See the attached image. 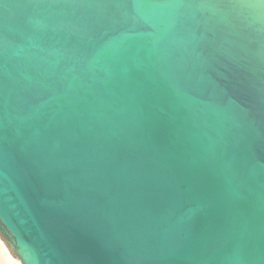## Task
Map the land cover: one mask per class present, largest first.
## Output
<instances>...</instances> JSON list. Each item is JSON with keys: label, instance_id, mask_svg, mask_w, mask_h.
<instances>
[{"label": "water", "instance_id": "95a60500", "mask_svg": "<svg viewBox=\"0 0 264 264\" xmlns=\"http://www.w3.org/2000/svg\"><path fill=\"white\" fill-rule=\"evenodd\" d=\"M0 238L264 264V0H0Z\"/></svg>", "mask_w": 264, "mask_h": 264}, {"label": "clouds", "instance_id": "9594fccd", "mask_svg": "<svg viewBox=\"0 0 264 264\" xmlns=\"http://www.w3.org/2000/svg\"><path fill=\"white\" fill-rule=\"evenodd\" d=\"M0 264H26V253L23 250L17 251L16 257L11 262L4 255H0Z\"/></svg>", "mask_w": 264, "mask_h": 264}, {"label": "rangeland", "instance_id": "374dc122", "mask_svg": "<svg viewBox=\"0 0 264 264\" xmlns=\"http://www.w3.org/2000/svg\"><path fill=\"white\" fill-rule=\"evenodd\" d=\"M0 255H4L6 258L8 257L10 260L14 258V255L9 251L6 244L3 242L1 238H0ZM7 255H9L12 258H10Z\"/></svg>", "mask_w": 264, "mask_h": 264}, {"label": "bare ground", "instance_id": "6f19581e", "mask_svg": "<svg viewBox=\"0 0 264 264\" xmlns=\"http://www.w3.org/2000/svg\"><path fill=\"white\" fill-rule=\"evenodd\" d=\"M8 254V253H7ZM7 256H9V255H7ZM10 257V256H9ZM8 258V257H7ZM10 258H12V257H10ZM9 259V258H8ZM12 260V259H11ZM11 260L9 259V261L11 262Z\"/></svg>", "mask_w": 264, "mask_h": 264}]
</instances>
